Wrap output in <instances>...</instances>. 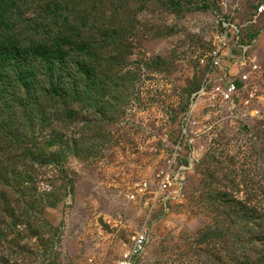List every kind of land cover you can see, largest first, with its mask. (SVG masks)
Instances as JSON below:
<instances>
[{"label": "rangeland", "instance_id": "374dc122", "mask_svg": "<svg viewBox=\"0 0 264 264\" xmlns=\"http://www.w3.org/2000/svg\"><path fill=\"white\" fill-rule=\"evenodd\" d=\"M52 2L51 37L83 33L96 71L27 135L0 124V264H118L145 226L139 264H264V0ZM227 23L262 67L237 109L196 97ZM161 173L182 195L153 209L137 185Z\"/></svg>", "mask_w": 264, "mask_h": 264}, {"label": "trees", "instance_id": "16d2710c", "mask_svg": "<svg viewBox=\"0 0 264 264\" xmlns=\"http://www.w3.org/2000/svg\"><path fill=\"white\" fill-rule=\"evenodd\" d=\"M57 14L52 0H0V124L8 137L28 134L26 117L31 121L44 98L71 91L81 100L88 73L96 71L87 66L83 33L51 37Z\"/></svg>", "mask_w": 264, "mask_h": 264}, {"label": "built area", "instance_id": "2783aa9c", "mask_svg": "<svg viewBox=\"0 0 264 264\" xmlns=\"http://www.w3.org/2000/svg\"><path fill=\"white\" fill-rule=\"evenodd\" d=\"M264 13V5H259L257 15ZM227 28L219 38L217 46L211 54L200 60V69L203 82L196 93L199 101L218 103L220 107L237 109L241 107L244 90L251 83L253 76L262 70L260 64L255 62L252 49L255 41L247 39L241 33V27L232 23L224 24ZM230 35V36H229ZM243 37V39H242ZM233 47V53L228 50ZM226 105V106H224ZM249 102L245 104L248 106ZM244 106V107H245ZM187 170V169H185ZM184 174L174 177L161 173L158 181L143 182L137 185V195L140 197L152 196L153 209L156 203L164 207L180 199L182 195ZM132 200L136 197L132 196ZM165 208H163L164 211ZM152 237V231L145 226L132 239L129 248L121 255L118 264H139Z\"/></svg>", "mask_w": 264, "mask_h": 264}]
</instances>
